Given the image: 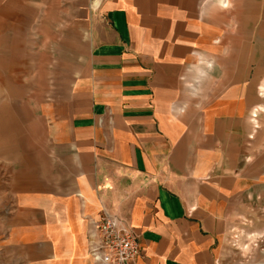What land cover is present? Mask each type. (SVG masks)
<instances>
[{"label":"crops","instance_id":"1","mask_svg":"<svg viewBox=\"0 0 264 264\" xmlns=\"http://www.w3.org/2000/svg\"><path fill=\"white\" fill-rule=\"evenodd\" d=\"M0 15L55 30L74 61L46 100L0 102V264H97L103 211L137 236L131 264H226L232 222L264 200V0H0Z\"/></svg>","mask_w":264,"mask_h":264},{"label":"rangeland","instance_id":"2","mask_svg":"<svg viewBox=\"0 0 264 264\" xmlns=\"http://www.w3.org/2000/svg\"><path fill=\"white\" fill-rule=\"evenodd\" d=\"M1 16L0 55L6 56L9 69L0 76V102L46 100L54 83L70 72L74 65L72 57L56 45L55 30H39L27 16L23 27L16 29L11 20L4 22ZM13 41L17 42L18 54L7 56ZM228 239L226 264H264V200L247 215L234 219Z\"/></svg>","mask_w":264,"mask_h":264},{"label":"built area","instance_id":"3","mask_svg":"<svg viewBox=\"0 0 264 264\" xmlns=\"http://www.w3.org/2000/svg\"><path fill=\"white\" fill-rule=\"evenodd\" d=\"M94 228L91 255L97 264H131L141 256L137 236L116 215L103 211Z\"/></svg>","mask_w":264,"mask_h":264}]
</instances>
